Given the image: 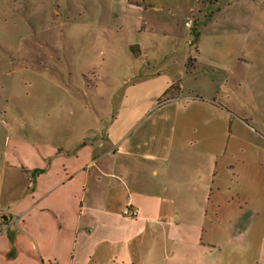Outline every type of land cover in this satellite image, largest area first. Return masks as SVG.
<instances>
[{
    "label": "crops",
    "instance_id": "1",
    "mask_svg": "<svg viewBox=\"0 0 264 264\" xmlns=\"http://www.w3.org/2000/svg\"><path fill=\"white\" fill-rule=\"evenodd\" d=\"M243 1L253 4L244 12L264 13V0ZM206 12L207 26L217 14ZM126 48L137 77L119 95L104 92L103 109L67 90L74 104L59 106L64 115L48 130L22 116L7 122L0 264H264L257 113L216 102L226 90L212 77L221 66L208 64L210 90L192 91L187 81L207 76L196 72L199 58L164 52L149 62L142 42ZM128 207L138 215L127 217Z\"/></svg>",
    "mask_w": 264,
    "mask_h": 264
},
{
    "label": "rangeland",
    "instance_id": "2",
    "mask_svg": "<svg viewBox=\"0 0 264 264\" xmlns=\"http://www.w3.org/2000/svg\"><path fill=\"white\" fill-rule=\"evenodd\" d=\"M226 1L0 0V111L7 110L0 113V145L14 118L40 121L44 130L48 122L60 121L59 106L74 104L67 90L75 100L103 109L104 92L111 88L119 95L137 77L138 64L127 54L130 41L147 46L149 62L183 51L199 58L198 73H211L208 64L221 66L224 71L215 69L212 77L214 84L223 80L226 90L218 91L216 102L242 113L254 110L264 134V13L256 6L244 12L251 11V2L226 6ZM199 10H213L217 17L206 26ZM208 74L189 76L186 87L210 90ZM56 106L46 118L45 108Z\"/></svg>",
    "mask_w": 264,
    "mask_h": 264
},
{
    "label": "built area",
    "instance_id": "3",
    "mask_svg": "<svg viewBox=\"0 0 264 264\" xmlns=\"http://www.w3.org/2000/svg\"><path fill=\"white\" fill-rule=\"evenodd\" d=\"M186 26H189L190 27V23L189 22H186ZM124 214L127 217H136L138 215V210L135 207H128V208H126ZM48 264H59V263H57V262H50Z\"/></svg>",
    "mask_w": 264,
    "mask_h": 264
},
{
    "label": "trees",
    "instance_id": "4",
    "mask_svg": "<svg viewBox=\"0 0 264 264\" xmlns=\"http://www.w3.org/2000/svg\"><path fill=\"white\" fill-rule=\"evenodd\" d=\"M194 34L197 35V29L194 31ZM130 50L133 51L132 48Z\"/></svg>",
    "mask_w": 264,
    "mask_h": 264
}]
</instances>
